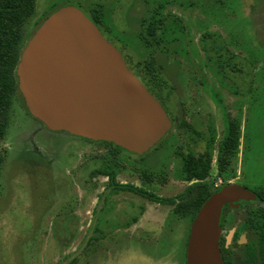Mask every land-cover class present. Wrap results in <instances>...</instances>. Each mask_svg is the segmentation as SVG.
Wrapping results in <instances>:
<instances>
[{"label": "rangeland", "instance_id": "1", "mask_svg": "<svg viewBox=\"0 0 264 264\" xmlns=\"http://www.w3.org/2000/svg\"><path fill=\"white\" fill-rule=\"evenodd\" d=\"M92 4L104 6L100 29L133 71L151 50L138 35L145 20L156 9L173 15L167 25L183 28L184 37L180 46L164 43L157 53L178 98L172 113L198 119L206 137L212 121L214 187L229 181L264 189V0H37L27 35L63 6L90 16ZM248 67L256 73L253 90L243 83ZM231 119L240 121L242 139L221 173L217 147ZM170 134L146 155V164L135 160L133 172L122 171L119 181L163 197L182 192L187 183L176 152L183 146L199 153L204 142L185 126ZM108 152L104 144L45 128L16 96L0 141V264H186L191 219L131 192L108 193L105 177H91L96 157ZM142 172L156 174L155 181L145 186ZM234 216L231 211L228 240L238 224Z\"/></svg>", "mask_w": 264, "mask_h": 264}, {"label": "water", "instance_id": "2", "mask_svg": "<svg viewBox=\"0 0 264 264\" xmlns=\"http://www.w3.org/2000/svg\"><path fill=\"white\" fill-rule=\"evenodd\" d=\"M16 72L28 110L51 131L143 154L172 128L165 108L121 51L77 6H63L42 22ZM256 198L237 183L214 193L193 220L186 264H225L220 249L223 208Z\"/></svg>", "mask_w": 264, "mask_h": 264}, {"label": "trees", "instance_id": "3", "mask_svg": "<svg viewBox=\"0 0 264 264\" xmlns=\"http://www.w3.org/2000/svg\"><path fill=\"white\" fill-rule=\"evenodd\" d=\"M36 3L37 0H0V141L6 135L10 123V112L16 96L21 98L24 108L32 116L20 92L16 70L21 54L31 37L27 35V26L35 17ZM155 11L150 13L149 18L145 20L143 27L138 33L142 43L151 50L144 60L138 61L135 64L136 71L134 73L138 75L148 88L163 91L173 86H170L169 80L164 74V64L158 60L157 53L164 43L166 47L173 43L180 46L178 42L184 37H181V35H184L181 33L184 32V29L167 25L170 20L175 21L172 14L168 13L159 16L154 15ZM85 14L96 25H104L106 12L103 5L92 4L90 16L87 13ZM44 20L37 24L36 29ZM167 37L170 39V42L166 41ZM168 91L171 92L170 89ZM45 128L47 127L45 126ZM83 139L92 143H106L107 145L114 146L113 143L106 141L95 142ZM239 144L240 123L238 120L231 119L228 121L227 134L219 146L218 165L221 173L226 172L228 166L234 162ZM117 148L120 149L119 147ZM4 158V155L0 154V176ZM190 159L189 165L184 170V176L188 179L196 178L200 181L189 186L180 196V202L176 204L174 212L183 218H190L192 220L196 217L204 203L219 189L213 188L210 182L205 181L211 173L210 154L207 152L197 158ZM104 173L108 176L111 175L109 164L105 167ZM95 174L96 171L93 170L91 177H94ZM111 181L113 182V179ZM120 188L148 198L151 201L165 204L176 203V198L174 197L160 198L153 191H147L133 185H118V189ZM108 190L109 192H107L110 193V185ZM255 191L260 201L248 203L245 219V230L251 232L249 242L242 249L238 247L237 250H227L226 254L229 255L227 262L224 261L221 255L225 264H264V208L263 206H259L261 203H264V189L257 188ZM135 220L136 218L132 219V221ZM234 255L237 257V263L232 260V256Z\"/></svg>", "mask_w": 264, "mask_h": 264}, {"label": "flooded vegetation", "instance_id": "4", "mask_svg": "<svg viewBox=\"0 0 264 264\" xmlns=\"http://www.w3.org/2000/svg\"><path fill=\"white\" fill-rule=\"evenodd\" d=\"M154 15L162 16V15H165V13H163L162 11L157 9V11L154 12ZM97 26L99 27V29L101 28L100 25H97ZM101 32H102V30H101ZM255 74H256L255 70H253L251 67L244 68L242 70V77L244 79V81H243L244 87L247 88L248 90L256 89V87L254 86L255 83H256V75ZM248 77L250 79H248ZM141 82L143 83L142 80H141ZM169 89L171 90V92L168 91ZM148 90L163 105V107L165 108L167 114L169 115V118L172 121V128L168 132L169 134H170V132L174 131L176 127H180L181 128V126H185V129L188 132L190 131L194 136L197 137L196 139H201L204 142V149H203V151H201L199 153H194V152H192V151H190V150H188L186 148H183V146H180V150L176 152V157H177L178 161L180 162V176L184 179V182L187 183L185 189L182 192H180L176 196H172V197L176 198V203L175 204H165V203H161V202L152 201V202H154V203H156L158 205L171 207L172 213H174L176 216H178L179 219H183V220L184 219H189V218H183V217L179 216L178 214H176L174 212V208H175L176 204H178L180 202V196L186 191V189L189 186L195 184L196 182H198L200 180H198L196 178H193V179L185 178L184 170L187 167V165H189V163L191 161L190 158H197L200 155L208 152L210 154V156H211V171H212V166H213V161H214V152H215V149L213 148V143H214V140H215L214 136H213V132H214L213 128L214 127H213L212 121H210L209 123H206V129H207L206 133L208 135L206 137L202 133L203 129H200V128H203V127H202V123L198 119H192L193 122H188L186 119H183V118L178 119V117H176L172 113L173 112V108L175 106L174 104L176 103L174 101L177 98V97L173 98L174 97V92L173 91L175 90L174 86L173 87H168L167 91H165V90L159 91L158 89L157 90H154V89L152 90L150 88H148ZM27 114H28V112H27ZM31 117L43 125V123L40 120L36 119L33 116H31ZM228 121H227V126H228ZM239 123H240V121H239ZM241 129H242V125L240 123V141L242 139L241 138V134H242L241 133ZM58 132H65V131H58ZM168 133L166 134V136L168 135ZM95 142H100V141H95ZM90 143H92V142H90ZM110 143H112V142H110ZM99 144H104V145L109 147V152H108L109 157H108V155H105V156L99 155L98 157H96V168L94 169L96 171V174H95L94 177H98V178L105 177L107 179L108 184H106L105 189L107 191L109 189V185H110V194H118V193H121V192H130V191H127V190H123V188L118 189V185H121V186L133 185V184H131L128 181L120 182L119 181V175H120V173L122 171H128V172L131 171V172H133L134 164L136 163L134 161L138 160L139 162H141V161L144 162L145 159L147 158L146 155L151 151V149L149 151L143 153V154H137V153L130 152V151H128V150L116 145L115 143H113L114 146L113 145H107L106 143H99ZM116 146L119 147L120 149H118ZM219 146H220V143L218 144V147H217L218 151H219ZM218 154H219V152H218ZM216 162L218 163L217 160H216ZM107 163L110 166V174H111L110 176H108V175H106V173H104V169L108 165ZM144 164H146V162H144ZM143 171H147V170H143ZM142 174L145 177L144 178L145 179V186H149L150 183H153L155 181L154 177H156V174L146 173V172L145 173L142 172ZM162 174H164V173H162ZM211 174H212V172L210 173V176H208L206 178L205 181L210 182L211 185H212V182H211V179H210L211 178ZM130 175H132V174H130ZM165 178L166 177L163 175L162 180H164ZM112 179H113V182L111 181ZM230 184H232V183H229V181H226V182L222 181L220 184H216L215 187L213 185L212 186L215 189L221 190L223 187L228 186ZM239 185H242V186L246 187L247 189H249L250 191H252L257 196V198L255 200H240V201H238L236 203L237 207H234L231 204H227V205L224 206L222 214H221V219H220V227L222 229V234H221V237H220V249H221V255L223 256V259H224L225 262H227V259L229 258V255L226 254L227 250H229V249L237 250L238 247H241V249H242L243 246L248 244L251 232L245 230V219H246V213H247V210H248V206L247 205H248V203L260 201L259 200L260 198L258 197L257 192L255 191L257 189L256 187L250 188V187H247V186L243 185L242 183H240ZM139 188H143V189H145L147 191H153L158 197L164 198L163 196H159L156 193V191L153 190V189H146L144 187H139ZM165 198H171V197H165ZM144 199H147V200L151 201L148 198H144ZM259 206H263V208H264V203H261ZM143 209H144V207H141V209H139L138 211H142ZM231 211L235 212L234 222L236 223V221H237L238 224H236V229L234 230V233H233L231 239L228 240V235L230 234V231L228 229V226L230 225L229 213ZM193 220L194 219L191 220V228H192ZM190 233H191V229H190ZM190 233H189V237H190ZM243 235L245 236L244 241H242ZM224 254H226V255H224ZM232 258H233L232 260L234 262H236V263L238 262L237 257L235 255L232 256Z\"/></svg>", "mask_w": 264, "mask_h": 264}]
</instances>
